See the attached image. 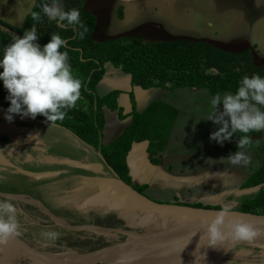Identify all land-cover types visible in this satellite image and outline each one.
Returning a JSON list of instances; mask_svg holds the SVG:
<instances>
[{"label": "rangeland", "instance_id": "obj_1", "mask_svg": "<svg viewBox=\"0 0 264 264\" xmlns=\"http://www.w3.org/2000/svg\"><path fill=\"white\" fill-rule=\"evenodd\" d=\"M32 3L33 0H0V20L13 27H19L30 11ZM85 8L96 17V29L93 33L95 40L123 35L155 41L199 39L230 52H240L250 47L253 64L264 63V0H87ZM104 71L105 74L96 85L98 95L112 90L119 91V94L125 92L124 98L127 103L130 104L131 96L133 97L135 109L138 101L140 110L136 109L137 111L143 110L150 102L157 100L171 103L178 110L162 153L151 158L148 155L150 164L155 166L150 167L152 172H150V183L153 184L142 187L140 193L155 202L165 204L200 203L212 207L231 204L233 211H240L239 204L244 200L252 199L257 194V188L241 187L240 184L264 161V151L260 149L264 139L252 138L257 144V149L248 150L250 160L247 167L229 165L226 157L238 150L239 139L232 134L222 146L215 140H209V135L221 126L207 118L210 111V99L214 95H210L205 89L193 87L174 89L134 87L130 83L129 75L109 62L105 63ZM1 106L3 103L0 102V140L9 142L12 149L9 148V151L18 155L16 163L19 169L40 172V167L35 166L36 161L44 166L51 161L53 169L67 170L56 178L85 172V169H78L73 162H81L84 157H91L88 156L91 147L89 148L59 126L41 123L29 117L22 118L25 119L26 125L23 122L19 128L17 127L20 122L16 118L11 121L10 128L7 127L8 125H1L5 120ZM221 111L222 104H218L213 114L218 115ZM110 112L112 114L108 116V124L116 118V114ZM9 154L5 151L3 155L5 158H14L13 155L9 157ZM5 158L0 156L2 161H5ZM48 171L55 172V170ZM109 172L107 165H103L99 174L109 175ZM92 173L93 171L88 174ZM54 179L53 175L36 178L17 172L10 175L3 185L0 184V190L22 193L29 198L40 199L42 210L48 212L44 213L49 218L50 215H57L68 221L101 222L100 225L105 227L131 230L135 234L145 233L144 235L153 237L161 235L171 237L173 233L186 234L188 231L202 227L207 221L205 219L201 221L158 219L159 222L158 220L147 222L143 218L139 222L146 221L147 225L141 223L137 228H129L126 227L125 220L119 217L118 220L116 219L113 211L108 214V218H100L99 215L96 216V212L86 209L84 216L80 209H69L62 202L58 203L53 199L49 182ZM74 180L76 183L77 178ZM135 183L139 186L144 185ZM71 185L74 186V183ZM66 187H68L67 184L65 189ZM93 189L91 188L90 194L94 191ZM66 191L68 192L67 189ZM61 195L66 199L68 193L64 191ZM17 210L20 222L41 226L49 222L42 215L31 212L28 206L21 207L20 210L17 208ZM75 211L80 215L75 217ZM255 211L264 215V204L257 207ZM68 236L70 239L63 245L69 247L77 241L75 245L80 250L102 244H104L102 247L112 244L114 246L129 239L120 233L97 234L91 231L84 235L85 239H82L81 235ZM37 240H42V244L50 246L61 245L46 241L43 237ZM161 243L162 240L156 241L155 244L150 243L151 245L146 243L140 245V249L150 250L162 246ZM166 246L165 243L161 249ZM227 248L230 250L231 245L218 244L201 259L217 258L219 253H227Z\"/></svg>", "mask_w": 264, "mask_h": 264}, {"label": "trees", "instance_id": "obj_2", "mask_svg": "<svg viewBox=\"0 0 264 264\" xmlns=\"http://www.w3.org/2000/svg\"><path fill=\"white\" fill-rule=\"evenodd\" d=\"M87 0H55L58 7L68 11L77 9L80 12L84 29L83 38L77 37V26L66 25L65 21H51L42 12L44 4L51 6L54 0H34L30 11L25 15L19 27H13L0 20V51L10 42L12 35L22 36L25 30L36 23L37 43L40 47L49 42L53 33L59 34L66 41L69 64L74 76L82 83L81 99L76 107L69 110L63 121L53 125L59 126L87 146L99 152L107 167L123 182L132 185L140 192L144 185L132 184L126 155L135 142L147 141V154L151 157L160 155L164 149L178 111L172 105L162 101H152L143 110L137 111L131 96L130 123L108 144L101 142L104 125V108L117 111L122 118L121 108L117 104L119 91L112 90L102 95L96 92V85L105 74L104 65L109 62L129 75L134 87L148 89L162 87L174 89L193 87L205 89L210 95L224 92L234 93L244 75L259 74L264 77V63L254 65L252 48L240 52H230L203 40L171 39L145 40L138 36L123 35L114 38L95 40L96 17L85 8ZM33 11L40 12L39 22L31 18ZM66 25L65 27H57ZM83 61V62H81ZM206 69H213L217 74L205 75ZM6 90L0 82V101L8 105L5 99ZM259 107V106H258ZM264 111V107L261 108ZM33 119V118H32ZM35 120L50 124L41 115ZM240 139V133H233ZM251 138L264 139V131L250 133ZM257 149L252 140L250 150ZM264 151V143L260 148ZM241 187H255L257 194L239 204L240 211L256 213L255 209L264 204V161L240 184ZM182 205V204H181ZM194 208L215 209L218 206H206L200 203L183 204ZM102 245L82 250H94Z\"/></svg>", "mask_w": 264, "mask_h": 264}, {"label": "clouds", "instance_id": "obj_3", "mask_svg": "<svg viewBox=\"0 0 264 264\" xmlns=\"http://www.w3.org/2000/svg\"><path fill=\"white\" fill-rule=\"evenodd\" d=\"M40 12L51 21H65L66 25L77 26V37L83 38V31L78 30L84 29L79 10L73 8L65 11L54 0L51 6L42 5ZM40 12L31 13L34 22H39ZM66 25L57 23V27ZM36 40V23H33L22 36L12 35L11 42L0 51V82L7 92L5 99L9 102L4 119L8 122L13 120V114L33 119L39 114L52 125L63 121L68 111L75 108L76 102L81 99V80L74 76L67 52L61 51L66 47L65 39L53 33L43 47L35 43ZM210 74L217 73L213 69H206L205 75ZM218 104H222V111L214 115ZM209 107L207 118L221 125L209 135V140H215L222 146L233 133H240L238 150L226 159L231 166L247 167L250 160L248 150L252 144L249 134L264 131V111L261 110L264 107V77L255 73L244 75L234 93L212 96ZM231 214V204L221 205L206 223L208 245L252 243L260 235L261 230L243 216L230 219ZM21 234L13 198H0V245ZM41 236L46 241L55 242L60 233L47 230Z\"/></svg>", "mask_w": 264, "mask_h": 264}, {"label": "water", "instance_id": "obj_4", "mask_svg": "<svg viewBox=\"0 0 264 264\" xmlns=\"http://www.w3.org/2000/svg\"><path fill=\"white\" fill-rule=\"evenodd\" d=\"M98 156L99 153H98ZM101 158V157H100ZM101 163L93 162H73L77 168L98 172L103 165H106L101 158ZM17 172L32 176V177H47L54 175L55 172L40 171L28 172L16 167ZM111 172V171H110ZM112 177L97 178L96 180L102 182L105 189H102L100 194L110 198H118L127 201L133 208H135L141 215L153 217L155 220H188L189 213H203L207 215L206 222L202 227L196 230L188 231L186 234H178L177 237H183L181 241L174 246L166 243L167 249L164 250L157 258L151 261H140L139 264H264V246L261 241L264 240V215L258 213H250L243 211H233L229 217L234 219L236 216H243L246 220L251 222L256 228L261 230L252 243L240 242L231 245V249L227 253H219L217 259L223 257L222 261L218 262H202L201 258L207 253L211 252L214 246L207 244L206 237V223L214 216L217 210L215 209H201L194 208L187 205L179 204H165L155 202L142 193L138 192L132 187L120 180L114 173L111 172ZM19 197V196H18ZM23 199V198H22ZM34 203L39 208L43 209L34 200H27ZM45 211V210H43ZM48 213L47 211H45ZM55 222L62 223L59 219L50 215ZM146 222V221H145ZM73 230H86L99 234H113L120 233L129 237L126 242H130L136 237L149 236L144 234H135L131 230H124L121 228H111L104 226L85 225L81 227H70ZM159 240V239H157ZM162 240V239H161ZM164 241V240H162ZM124 242V243H126ZM123 244V243H122ZM170 245V246H168ZM110 246L100 247L89 251H77L74 249H59L50 245L42 244L34 241L29 237L21 234L18 237H11L6 244L0 245V264H67L72 258L80 264H118L127 260H134L135 256H123L119 253L112 255L107 260L101 258L104 251ZM68 262H67V261Z\"/></svg>", "mask_w": 264, "mask_h": 264}, {"label": "crops", "instance_id": "obj_5", "mask_svg": "<svg viewBox=\"0 0 264 264\" xmlns=\"http://www.w3.org/2000/svg\"><path fill=\"white\" fill-rule=\"evenodd\" d=\"M124 97H125V92H122L117 97V104L121 108L122 115H123L122 118L118 117L117 111H112L107 108H104L103 110L104 125H103V134H102L101 142L104 145L108 144L115 137H117L122 132V130L130 123L129 112H130L131 107H130V104L126 102L127 100H125ZM122 101L124 102L123 104H122ZM165 103H168V102H165ZM168 104L175 107L171 103H168ZM136 109L140 110L138 107V101H137ZM110 111L116 114V118L115 120L112 121V123L108 124V116L112 114ZM147 146H148L147 141L135 142L131 145V148L127 152L126 163L129 169L128 174L133 184H136L135 182L140 183V184H145L146 186L153 184V183H150L151 173H152L150 167L154 168L155 166L150 164L149 157L147 154ZM88 147L90 148V146ZM91 148H90V152H88L90 154L88 156H91V157H84L81 160V162L82 163L84 162L101 163L102 161H101L100 156H98L97 150H95L94 148L92 149ZM51 164L53 163H51L50 161L44 166L43 164L36 161L35 166L40 167L41 171L55 170V173L53 175L55 179L49 182L50 184L49 188L53 192V199L56 200L58 203L60 201L63 204H65V206H67L68 208L72 207L74 210L80 209L79 211L82 212L83 215H85L84 213L86 212V209H89L93 212L95 211L96 214L99 215L100 217L101 215L107 216L109 213L113 211L116 214L115 216L116 219L118 220V217H119L123 221L125 220L126 225H127L126 227H129V228H137V226L143 223V222H139L140 219L143 220V218L147 222H152L153 220H155L153 217H148V216L142 217V215L135 208H133L127 201H124L118 198L114 199V198H110L107 196H102L100 194L101 190L105 189V187L102 184V182H100L99 180L97 181L96 179L103 178V177L105 178L112 177L110 172H109V175L99 174L102 170L101 168L100 171L93 172L92 174H88L91 171L85 170V172L83 171L84 173H81V174L77 172L76 175L72 174L67 177L60 176L56 178L58 175L65 173L67 170L60 169V168L53 169ZM78 169H81V168H78ZM70 171L73 172V170H70ZM74 178H77L76 183L74 182L75 181ZM72 183H74V186L71 185ZM66 184L68 186L66 187L68 192L65 189ZM91 188H94L93 189L94 191L91 192L90 194ZM64 191L68 193V195L66 196V199H64L63 196L61 195ZM31 200H34L39 205L42 204L40 199L31 198ZM50 201L52 200L50 199ZM54 217L55 218L57 217L58 219H60V217L57 215ZM159 221L160 220H158V222ZM129 222H131V224H128ZM147 224L148 223L146 222L143 223V225H147ZM99 226H102V225H99Z\"/></svg>", "mask_w": 264, "mask_h": 264}, {"label": "flooded vegetation", "instance_id": "obj_6", "mask_svg": "<svg viewBox=\"0 0 264 264\" xmlns=\"http://www.w3.org/2000/svg\"><path fill=\"white\" fill-rule=\"evenodd\" d=\"M1 107H2L1 108V112H4V114H5L8 105L3 104V106H1ZM14 118L18 119L19 122H20L17 128L21 127L23 122L25 121V119L23 120L17 114H13V119ZM33 120H35V119H33ZM35 121H37V120H35ZM2 124L4 126L8 125L7 127H9V128L12 125L11 122H8L6 120L2 121L1 125ZM24 125H26V122H24ZM9 148L11 149V145H10L9 142H2L0 140V156L2 158H5V156L3 154L5 153V151H8L10 153L9 157H11V155H13L12 157H14V158H5L6 159L5 161L0 160V184L2 183L1 185H3V183H5L4 181H6L10 175H12L13 173H17L16 167H18V166H17L16 162H17L18 155H15L14 153H12V151H9ZM4 165H6L5 166L6 168L4 167ZM5 196H11L12 198L15 196L13 198V203L17 206V208L19 210L21 209V207H24V206L27 207L28 206L31 212H35V213H37L39 215H42V217H44L46 221H49V222H47L48 224H46L44 226H41V225H38V224L37 225L29 224L28 222L26 223V222H20L19 221L20 222V226H21L22 234H24L25 236L29 237L30 239H32L34 241H38V242L41 243L42 240L39 241L37 239H42L41 233L43 231H47V230L57 231V232L60 233V236L55 242L60 243L61 245L60 246L51 245V246L59 248V249H74V250H77V251H82V250L79 249V247L77 245H75V242H77V241H74V243H72L73 245H70L69 247H66L63 244H66L68 242V240L70 239L68 235H71V236H73V235L75 236L76 235L77 237L79 235H81V238L85 239L84 235L85 234H89L90 231L73 230V229H70V227H81V226H85V225L99 226L100 223H101V222L84 223V222H81L79 220H73V221L69 220L68 221L66 219L64 220L63 217H60V219H59L60 221H62V223H58V222H55V220H53V218L51 216H50V218L47 217L46 214H45L46 212L43 211L41 208H39L37 205L27 201V200H31V198L22 195V193L9 192L7 190H0V198H3ZM69 209H73V208L71 207ZM77 215H80V214H78L75 211L74 216L76 217ZM96 216H98V215L96 214ZM107 216L106 215H104V216L101 215V217L100 216L99 217L100 218H102V217L106 218ZM19 219H20V217H18V220ZM113 228H116V227H113ZM82 234H83V236H82ZM88 239H90V238H88Z\"/></svg>", "mask_w": 264, "mask_h": 264}, {"label": "bare ground", "instance_id": "obj_7", "mask_svg": "<svg viewBox=\"0 0 264 264\" xmlns=\"http://www.w3.org/2000/svg\"><path fill=\"white\" fill-rule=\"evenodd\" d=\"M15 197V196H14ZM13 197V198H14ZM21 197V196H20ZM23 211V210H22ZM25 212V211H23ZM207 214L205 212L203 213H196V214H193V213H189L188 214V220L189 221H192V220H204L206 219V216ZM58 219V218H57ZM172 230V229H171ZM80 231V230H79ZM75 232V231H74ZM172 232V231H171ZM82 233V232H81ZM167 233V232H166ZM98 234V233H97ZM141 234V233H140ZM145 234V233H144ZM163 234V233H162ZM83 235V234H82ZM178 234H175L173 233V235L171 237H165L163 235L161 236H158V237H151L149 238V236H145L144 238L142 237H136L134 238L133 240H131L130 242H126V243H123V244H116L114 246H112L111 248H108L106 249L104 252V255L101 256V258L107 260L108 258H110L112 255L114 254H126L128 256H135L133 259L134 260H127L123 263H118V264H139L137 262H140V261H151L153 260L154 258H157V256H159L164 250H166L168 247H164L163 249L162 246L165 244V243H168L170 244L171 246H174L176 243H178L179 241H181L183 239L184 236L182 237H177ZM159 239V240H157ZM164 240L162 241V246H159V247H156V248H153V249H146V250H141L140 249V245H144L146 243H152V244H155L156 241H160V240ZM118 242V241H117ZM224 244V243H223ZM261 245L264 246V240L261 241L260 243ZM113 245V244H112ZM151 245V244H150ZM168 245V246H170ZM142 248V247H141ZM215 260V261H214ZM223 258H205V259H201L200 261L202 262H216V261H222ZM67 261V260H66ZM68 262V261H67ZM67 264H80L79 262L73 260L72 258H70L69 262Z\"/></svg>", "mask_w": 264, "mask_h": 264}]
</instances>
